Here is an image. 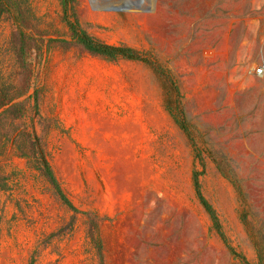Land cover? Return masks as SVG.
<instances>
[{
    "label": "rangeland",
    "instance_id": "1",
    "mask_svg": "<svg viewBox=\"0 0 264 264\" xmlns=\"http://www.w3.org/2000/svg\"><path fill=\"white\" fill-rule=\"evenodd\" d=\"M72 3L0 0V264H245L194 174L264 262V0Z\"/></svg>",
    "mask_w": 264,
    "mask_h": 264
},
{
    "label": "trees",
    "instance_id": "2",
    "mask_svg": "<svg viewBox=\"0 0 264 264\" xmlns=\"http://www.w3.org/2000/svg\"><path fill=\"white\" fill-rule=\"evenodd\" d=\"M73 0H60L61 5L67 9L69 5H71L72 9H74V5L72 3ZM76 16V15H75ZM68 26L70 28V31L72 32L73 38L76 39V41L89 53L99 56L102 58L110 59V60H118L120 58L122 59H128V60H139V56L136 52H134L131 48L124 46V45H113V44H107L104 43L97 38L91 36L81 25L80 21L78 18H75L73 22L68 21ZM17 104H13L10 108L13 106H16ZM42 165V171L44 174L50 179V181L53 184L56 183V178L53 174V170L49 164V162L44 158L43 162L40 164ZM193 183H194V189L197 197L199 198L201 204L204 206L206 211L209 213L211 216V219L214 223V227L218 230L224 241L228 244V247L232 253V255L235 258H240L241 260L244 261L245 264H251L247 258L243 255H241L239 252H237L236 248L233 247L230 243H228L222 229L221 225L218 220V216L216 214V211L212 207V205L205 199L201 192L200 188V182L198 179V174H194L193 178ZM56 189L58 190V193L62 195L63 199L66 200V198L63 196L61 191L59 190L58 186H56ZM68 202V201H67ZM259 264H264L263 259L261 258V255L259 256Z\"/></svg>",
    "mask_w": 264,
    "mask_h": 264
},
{
    "label": "built area",
    "instance_id": "3",
    "mask_svg": "<svg viewBox=\"0 0 264 264\" xmlns=\"http://www.w3.org/2000/svg\"><path fill=\"white\" fill-rule=\"evenodd\" d=\"M253 72L256 74V75H263L264 74V65L262 66H253Z\"/></svg>",
    "mask_w": 264,
    "mask_h": 264
}]
</instances>
